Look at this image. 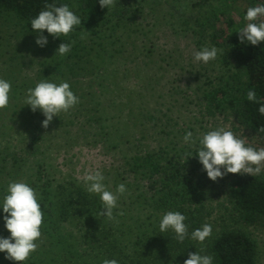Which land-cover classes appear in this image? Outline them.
<instances>
[{
  "label": "rangeland",
  "instance_id": "1",
  "mask_svg": "<svg viewBox=\"0 0 264 264\" xmlns=\"http://www.w3.org/2000/svg\"><path fill=\"white\" fill-rule=\"evenodd\" d=\"M66 1L82 23L67 36L43 35L48 40L44 47L35 42L41 33L27 29L12 12L0 16V78L11 83L9 104L0 109V164L6 153L15 154L19 161L15 167L19 171H0V186L27 182L34 177L36 163H41L45 179L74 181L85 187V172L100 170L108 190L116 192L113 186L125 183L116 172L132 153L150 150L169 159L186 160L185 153L192 155L199 150L203 134L220 127L244 136L247 145L264 148V139L247 129L236 115H209L203 99L208 89L235 71L236 64L200 33L197 20L218 13L235 22L234 30L242 29L248 23L244 19L247 0H115L98 35L85 29L81 0ZM261 19L264 22V17ZM61 43L71 44V51L64 56L56 54ZM204 47L219 50L216 59L207 64L193 57ZM44 79L56 84L68 82L80 101L67 113L54 116L47 129L42 127V111L33 112L24 102L27 90ZM106 131L112 135L108 137ZM30 132L39 137L38 153L28 157L24 141ZM188 132L195 144L185 143ZM6 193L7 189L0 191L2 238L11 235L5 228L2 208ZM124 195L131 202L129 193ZM218 195L216 192L215 199L229 207L225 196ZM120 200L113 210L119 223L107 218L105 222L115 226L117 234H122L121 242L129 245L136 233L150 227L151 212L137 204L129 208ZM77 207L79 210L82 205ZM120 211L124 215H116ZM74 213L72 210L66 220L57 213L51 218L44 213L38 248L22 264H100L106 258L101 248L103 236L88 234L87 229L94 226L89 219L77 220L79 213ZM222 228L247 232L256 241L258 264H264L263 224L246 226L233 218L219 223L216 230ZM6 256L0 252V264H17Z\"/></svg>",
  "mask_w": 264,
  "mask_h": 264
},
{
  "label": "trees",
  "instance_id": "2",
  "mask_svg": "<svg viewBox=\"0 0 264 264\" xmlns=\"http://www.w3.org/2000/svg\"><path fill=\"white\" fill-rule=\"evenodd\" d=\"M247 3L248 7H254L264 5V0H247ZM45 4L68 5L66 0H0V16L3 12H12L25 23L27 29L39 32L31 28L30 22L41 10H45ZM81 14L86 31L98 35L107 8L102 9L99 0H81ZM259 22H263L261 18ZM196 25L203 36L220 47L236 64L235 71L223 83L205 92L203 99L206 112L212 116L230 112L247 129L264 139V132L257 131L264 126V116L258 111L264 103V42L256 46L247 41L242 44L238 30H234L235 22L221 18L218 13L204 20L198 19ZM42 35L51 36L46 30ZM249 90L255 91L256 102L247 99ZM110 134V131H106L108 137ZM120 136H123L122 133ZM37 138L30 132L24 141L28 157L38 153ZM163 153L165 156L164 150ZM11 155L6 153V158L2 159L1 174H8V168L11 172L19 171L15 169L18 158H15V154ZM197 155L198 151H194L191 157L183 160L178 157L169 159L150 150L135 152L118 168L120 170L117 169V178L123 176L131 200L127 202L123 194L119 196L121 203L127 204L129 208L137 204L151 212L148 217L150 227L136 233V239H132L129 245L121 242V232L117 234L118 229L110 222L106 223V217L98 215L104 210L103 203L93 193L89 197L84 184L45 179L47 174L41 163H36L34 177L26 183L40 196L43 214L48 213L51 218L57 213L60 219L66 220L73 210L74 214L79 213L77 220L89 219L94 227L88 228L87 233L98 238L103 236L101 248L106 254L105 259H116L118 264H184L189 253L196 252L211 255L213 264H258L256 241L247 232L241 229H216L219 223L233 218L246 226L264 225V173L255 177L229 173L212 181ZM118 185L115 184L113 190ZM219 188H224V191L221 192ZM6 189V185L0 186V191ZM216 192L221 194L218 195L220 197L225 196L229 207L221 205L220 199H215ZM79 204L82 208L78 210ZM169 211L180 212L186 217L189 236L183 243L177 241L172 229L165 232L159 229L163 215ZM206 223L212 226L211 236L204 242L192 240L191 232ZM102 262L99 261L100 264ZM74 264L87 262L78 261Z\"/></svg>",
  "mask_w": 264,
  "mask_h": 264
},
{
  "label": "clouds",
  "instance_id": "3",
  "mask_svg": "<svg viewBox=\"0 0 264 264\" xmlns=\"http://www.w3.org/2000/svg\"><path fill=\"white\" fill-rule=\"evenodd\" d=\"M99 4L102 9H109L115 6V0H99ZM44 8L45 10H41L30 22L31 28L39 30L41 33L35 41L40 47H44L48 43L47 38L42 35L44 30L53 37L59 38L61 35H69L75 26L82 23L80 17L71 11L66 4L61 6L45 4ZM261 17H264V5L247 9L244 19L248 23L237 31L242 44L247 41L256 46L264 42V22L257 23ZM70 51V43H61L56 54L64 56ZM218 51L216 47H204L200 51H195L193 57L196 62L207 64L216 59ZM10 91L11 83L0 78V109L8 106ZM247 99L256 102L254 90L248 91ZM24 102L31 107L33 112L37 109L42 111L45 116L42 127L47 129L54 116H58L62 111L67 113L80 101L79 97L71 90L68 82L56 84L44 79L38 82L34 88L27 90ZM258 111L264 116V103L261 104ZM257 131L264 132V126H261ZM192 137L193 134L188 132L183 139L185 143L195 144L196 141ZM246 140L244 136H237L224 127L203 134L199 140L200 148L197 156L210 180L216 181L229 173L249 174L253 177L261 173L264 169V148L256 149L247 145ZM185 156L191 157L189 153H185ZM221 169L224 171L222 172ZM83 179L86 182L87 191L99 194L103 203L104 210L98 215L109 220H115L113 210L118 206L119 196L127 191L125 184H119L116 192L109 191L104 183L105 176L100 170L86 171ZM2 208L6 214L4 216L5 228L11 235L8 238L0 237V252L7 253L6 259L22 264L30 257L31 253L37 250L36 241L42 235L40 229L44 214L38 202L37 193L24 181L10 182L3 198ZM116 215L122 216L124 213L120 211ZM185 220L186 217L180 212L169 211L163 215L159 229L161 232L172 229L176 234L177 241L183 243L189 236ZM115 222L119 223L118 220ZM211 234L212 226L206 223L201 228L191 232V239L204 242ZM103 264H118V261L116 259H104ZM184 264H213V257L197 252L195 254L189 253V258L184 261Z\"/></svg>",
  "mask_w": 264,
  "mask_h": 264
}]
</instances>
